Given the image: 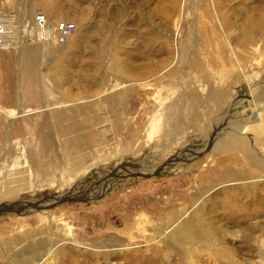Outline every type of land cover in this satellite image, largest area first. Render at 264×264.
<instances>
[{
  "label": "rangeland",
  "instance_id": "rangeland-1",
  "mask_svg": "<svg viewBox=\"0 0 264 264\" xmlns=\"http://www.w3.org/2000/svg\"><path fill=\"white\" fill-rule=\"evenodd\" d=\"M0 6V264H264V0Z\"/></svg>",
  "mask_w": 264,
  "mask_h": 264
},
{
  "label": "built area",
  "instance_id": "built-area-1",
  "mask_svg": "<svg viewBox=\"0 0 264 264\" xmlns=\"http://www.w3.org/2000/svg\"><path fill=\"white\" fill-rule=\"evenodd\" d=\"M75 32L74 22L53 21L44 11H36L33 18L24 22L9 18L0 6V49L36 42L63 44L74 36Z\"/></svg>",
  "mask_w": 264,
  "mask_h": 264
},
{
  "label": "bare ground",
  "instance_id": "bare-ground-1",
  "mask_svg": "<svg viewBox=\"0 0 264 264\" xmlns=\"http://www.w3.org/2000/svg\"><path fill=\"white\" fill-rule=\"evenodd\" d=\"M96 192V191H95Z\"/></svg>",
  "mask_w": 264,
  "mask_h": 264
}]
</instances>
